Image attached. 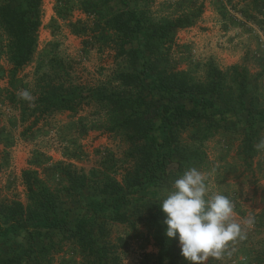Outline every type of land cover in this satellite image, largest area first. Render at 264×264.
<instances>
[{
    "label": "rangeland",
    "instance_id": "rangeland-1",
    "mask_svg": "<svg viewBox=\"0 0 264 264\" xmlns=\"http://www.w3.org/2000/svg\"><path fill=\"white\" fill-rule=\"evenodd\" d=\"M102 2L43 0L37 50L13 83L0 27V264H184L167 238L187 251L185 264H264V0L110 1L141 21L126 52L120 35L105 36ZM200 6L171 40L151 34ZM162 77L201 87L215 105L169 134L165 100L150 90ZM44 90L80 103L54 109ZM145 95L140 114L157 123L148 138L128 119ZM156 160L165 174L150 185L142 165ZM25 171L59 215L82 208L94 252L73 231L35 229L46 210ZM102 198L112 206L94 212Z\"/></svg>",
    "mask_w": 264,
    "mask_h": 264
},
{
    "label": "trees",
    "instance_id": "trees-1",
    "mask_svg": "<svg viewBox=\"0 0 264 264\" xmlns=\"http://www.w3.org/2000/svg\"><path fill=\"white\" fill-rule=\"evenodd\" d=\"M42 1L0 0V27L7 37L6 49L12 63V67L8 71L10 83H13L21 69L32 61L37 50L38 32L42 24ZM110 1L114 0H103L102 2V8L104 10V30L106 31L105 36L110 37L113 34L120 35L122 44L119 48L126 52L125 43L136 33L140 32L142 29L141 21L135 17L137 16L136 10H131L129 16H126L124 11L111 10L109 7ZM124 2L127 3L126 1ZM126 5L128 6V3ZM94 7L96 6L94 5ZM202 10V6H200L196 13H192L191 15L187 14L164 25L160 24L155 26L151 34L160 38L169 37L171 40L174 29L190 25L194 18L201 15ZM96 13L97 11L94 14ZM121 79L127 81L128 84L133 80L135 82L143 81L141 75H133L131 73L122 74ZM150 88V90H157L161 93V98L165 100L159 107V114L161 115V123L164 125V129L169 130V134H174L175 125L178 130L179 125L185 121L200 118L203 114H207L205 113L207 108L215 105L212 99L204 96V90L197 85H188L182 82L176 83L162 77ZM43 96L46 102L48 101L49 106L54 109H75L80 103L79 96L76 94L71 97L69 93L59 92L54 94L51 90H44ZM146 97L147 95L139 97L138 101L136 100L131 103L133 109L128 119L133 122L131 126H133L135 131H138L144 137L148 138L152 130L157 127V123L153 119L142 117L140 114V106L147 104ZM185 101L191 104L190 107H188ZM200 109L204 113H201ZM164 161L168 162V159L164 158ZM165 162L156 160L142 165L145 168L144 174L148 177L150 185H157L159 179L164 176ZM24 178L29 191L39 196L40 202L46 210L45 216L38 218L34 222L35 229L43 231L46 234H49V230H58L62 233L73 231L76 236H79L85 242L89 251L94 252L92 229H89L88 220L81 214L82 208L65 209L62 215H59L56 197L44 185L42 179L30 171H25ZM70 180L73 185L83 186L86 184L85 176H80L79 178L78 176L70 175ZM91 205L94 212L105 211L112 206L111 202L106 198L92 200ZM114 207L118 206L116 205ZM1 233L2 227H0ZM172 240L165 239L166 243H164V246L168 249L173 247L174 249L182 251L185 259L184 264L187 263V251L178 247L177 241ZM18 261H21L20 258ZM9 262L7 261V263ZM162 264L179 263L176 261H163Z\"/></svg>",
    "mask_w": 264,
    "mask_h": 264
}]
</instances>
